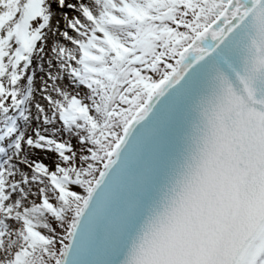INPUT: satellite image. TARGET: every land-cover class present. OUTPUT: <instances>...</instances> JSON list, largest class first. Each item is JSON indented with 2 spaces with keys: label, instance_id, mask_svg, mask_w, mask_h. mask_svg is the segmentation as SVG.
I'll use <instances>...</instances> for the list:
<instances>
[{
  "label": "snow or ice",
  "instance_id": "obj_1",
  "mask_svg": "<svg viewBox=\"0 0 264 264\" xmlns=\"http://www.w3.org/2000/svg\"><path fill=\"white\" fill-rule=\"evenodd\" d=\"M0 264H264V0H0Z\"/></svg>",
  "mask_w": 264,
  "mask_h": 264
}]
</instances>
